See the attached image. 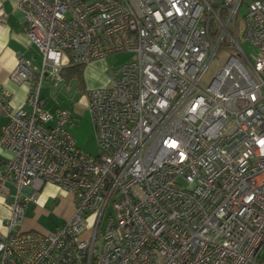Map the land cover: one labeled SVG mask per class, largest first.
<instances>
[{
    "label": "built area",
    "instance_id": "built-area-1",
    "mask_svg": "<svg viewBox=\"0 0 264 264\" xmlns=\"http://www.w3.org/2000/svg\"><path fill=\"white\" fill-rule=\"evenodd\" d=\"M245 5L244 38L236 32ZM39 67L19 57L26 107L0 87V264H264V0H16ZM4 23V17H1ZM219 51L227 56L203 81ZM130 52L87 89L98 153L70 109L45 108L44 80ZM78 123V121H76ZM37 181L70 193L53 231L22 230ZM105 226L102 229V223Z\"/></svg>",
    "mask_w": 264,
    "mask_h": 264
},
{
    "label": "crops",
    "instance_id": "crops-1",
    "mask_svg": "<svg viewBox=\"0 0 264 264\" xmlns=\"http://www.w3.org/2000/svg\"><path fill=\"white\" fill-rule=\"evenodd\" d=\"M1 17H4V23H1ZM19 57H24L37 67L41 64L40 53L27 35L26 27L22 22V12L16 7V0H0V87L9 94L11 104L15 108L26 107V98L30 90L28 83L18 85L9 79V75ZM104 59L106 58L95 59L89 66L84 67L83 75L87 83L90 79H93V74H90L91 68L104 61ZM106 83L107 77L105 76V78L95 81L92 86L89 85L88 87H97ZM45 108L50 111L55 109L46 105ZM67 109H70L73 113L71 132L77 145L83 149V125L88 127V123L87 119L84 118V113L82 114V106L78 104V101H75L72 108L68 107ZM78 117H82V119L79 125H76ZM6 121L0 104V128ZM9 157L10 153L0 148V163ZM25 193L36 194V201L27 203L21 226L24 231L43 233L53 231L73 214L74 202L72 195L54 184L37 181L31 187L25 189ZM9 199L0 198V234H6L5 220L10 215L7 205ZM44 217L52 219L54 226H47Z\"/></svg>",
    "mask_w": 264,
    "mask_h": 264
},
{
    "label": "rangeland",
    "instance_id": "rangeland-1",
    "mask_svg": "<svg viewBox=\"0 0 264 264\" xmlns=\"http://www.w3.org/2000/svg\"><path fill=\"white\" fill-rule=\"evenodd\" d=\"M246 12V6L243 5L238 13L236 19V32L241 43V46L245 50L248 55L254 56L256 51L255 48L249 43L247 39L244 38V18L243 15ZM227 53L225 51H219L217 55L214 57L213 61L210 64V67L207 73L204 76L203 81L207 83L216 70L219 68V64L223 63ZM132 57V53L130 52H120L116 54H111L106 56L104 61L99 62L96 66L91 68V73L93 74V79L86 82V79L83 75L84 70L80 77L71 76L67 79V82L64 79V83H62L59 87H52L48 80H44L41 88V94L43 98L46 100V106L51 108L63 107V108H72L75 101H78V104L82 106V114L84 113V118L87 119L88 127L84 126L83 130V150L96 155L98 153L97 140L94 132V126L91 120V115L86 107L87 105V97L86 92L89 88L88 86H92L93 83L99 79L105 78V76L109 73L110 70H115L122 63L126 62L128 59ZM91 64V63H90ZM85 65V67L89 66ZM86 69V68H85ZM90 71V70H88ZM108 84V82L106 83ZM80 116V115H78ZM82 117H78L75 123L79 125ZM85 121V120H84ZM44 221L47 226H54V221L52 219H48L44 217ZM105 226V220L102 223V229Z\"/></svg>",
    "mask_w": 264,
    "mask_h": 264
},
{
    "label": "trees",
    "instance_id": "trees-1",
    "mask_svg": "<svg viewBox=\"0 0 264 264\" xmlns=\"http://www.w3.org/2000/svg\"><path fill=\"white\" fill-rule=\"evenodd\" d=\"M85 65L79 64V65H73L71 67H66L61 70V74L65 81L67 82V79L71 76H78L80 77L82 74V71L84 69Z\"/></svg>",
    "mask_w": 264,
    "mask_h": 264
}]
</instances>
